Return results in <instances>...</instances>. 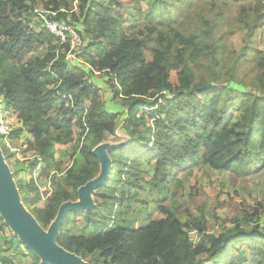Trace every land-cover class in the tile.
<instances>
[{"label": "trees", "instance_id": "trees-1", "mask_svg": "<svg viewBox=\"0 0 264 264\" xmlns=\"http://www.w3.org/2000/svg\"><path fill=\"white\" fill-rule=\"evenodd\" d=\"M144 1L146 12L138 11L148 23L147 31L134 37L114 19L119 0H0V96L20 124L12 137L18 139L27 132L34 138L30 148L37 160L31 176L43 162L40 176H49L54 187L44 207L33 209L34 217L48 230L61 206L78 200L79 189L101 170L94 150L119 124L118 116L107 111L99 89L87 80L92 72L68 64L67 47L59 50L58 40L36 21L34 11L40 4L46 10H64L58 19L73 24L68 19L71 15L82 22L89 39L82 57L98 72L112 75L114 98L122 95L125 118L121 129L128 140L124 148L107 151L112 163L109 179L95 192L94 206L82 219L76 211L67 213L58 245L86 262L96 255L107 264H264V229L259 225H237L232 234L221 231L207 236L208 245L194 246L187 231L190 225L169 207L158 205L163 217L154 220L150 216L140 228L113 213L127 193L143 189V180L161 194V187L174 173L197 162L241 178L264 166V52L255 60L251 84L231 79L223 86L220 68L226 45L222 37L215 38L217 27L202 17V28L195 23L194 28L178 30L176 19L184 6L175 2L181 0ZM187 1L193 8L219 0ZM223 1H246L236 14L243 34L247 30L251 37L262 26L264 0ZM75 2L81 20L72 13ZM246 43L245 37V55ZM34 50H45V55L24 62V55ZM204 63L206 71L196 72ZM172 71L177 75L176 87L170 82ZM233 106L235 111L230 113ZM144 110H150L151 123ZM55 146H72L73 150L71 167L62 171V163L54 166L60 177H50ZM146 166L154 172L150 181L143 178ZM19 171L15 169V174ZM31 183L37 191L35 201L28 200L33 207L42 200ZM77 224L81 227L74 231L72 226ZM5 228L0 227V264H16V257L21 264H43ZM195 228L199 234L205 232L203 223H195ZM241 244L249 248L250 262Z\"/></svg>", "mask_w": 264, "mask_h": 264}, {"label": "rangeland", "instance_id": "rangeland-1", "mask_svg": "<svg viewBox=\"0 0 264 264\" xmlns=\"http://www.w3.org/2000/svg\"><path fill=\"white\" fill-rule=\"evenodd\" d=\"M119 2L121 5L115 8L113 13L114 19H118L122 22V29L128 36L139 37V31H147L145 28L148 23L147 21L141 20L143 19L141 17L142 14H139L138 11L140 10L143 13L146 12V2L144 0L141 2L139 0H119ZM245 2L246 1L240 4H244ZM175 3L176 5L183 4L184 6L179 17L176 19L177 25L175 26L178 30L182 31V29L194 28L196 25L195 23L202 28V17H206L211 25L217 27L215 38L222 37L226 45L223 64L220 68L221 71L223 70L222 85L226 86L227 81L231 79H236L237 81L242 80L243 83L247 85L251 84L250 80L255 76L253 71L255 60L260 52H264V18L262 20V26L256 30L253 36L248 37L247 30H245V34L240 31L241 28H244L243 25L239 23L236 16L241 10L239 7L240 4L238 3L231 2L226 4L223 0H219L215 4L202 2L196 6H192L193 8L188 6L189 1L187 0H181ZM37 8L44 7L39 4L36 9ZM72 13H75L81 20L77 2L74 3ZM187 14H190V17H186ZM68 19L71 20L73 26H75L82 35L84 52L89 43V39L85 38L82 22L73 20L71 15ZM203 29H205V26H203ZM156 37L157 33H154V38L152 40L153 47L156 45ZM245 37L247 38L246 55L243 54L242 50ZM44 55L45 50H34L24 55V62L31 58H41ZM206 65V63L199 65L195 71L204 73L206 71ZM77 68L85 72H92L93 76L87 78V80H90L91 83L95 84L96 88L99 89L107 111L118 116L119 124L115 133L106 134V141L102 145L124 148L125 145H127L126 143H128L121 129V124L125 118V108H123V103L121 102L122 95H120L118 99L114 98L115 90L111 88L110 84L112 75H106L104 72H98L93 68L94 72L89 66H79ZM170 82L173 87L178 85L175 71L171 72ZM86 105L89 107V103H86ZM234 111L235 107L233 106L230 108V113ZM144 112L147 121L151 123L153 120H150L152 118L149 113L150 110H144ZM16 117L17 116L12 111L9 113V121L14 130L20 127ZM30 144H34V138L27 132L23 133L15 142L18 153L13 155L6 150L0 138V150L5 158V163L13 175L20 203L23 208L34 217L33 209L44 207L46 199L54 190V187L51 184L49 176H43L42 178L40 176L41 170H44L43 162L36 167L31 176V166L37 158L35 157L34 151L31 150ZM71 148L72 146H55L53 149L55 162L53 167L50 168V177L53 174H57V177L61 176V173L57 172L54 168L59 162L62 163V171L72 166L73 161L71 159V154L73 150ZM106 151H108V149ZM17 168H20L18 175L15 174V169ZM146 169L143 178L150 181L154 176V172L149 166H146ZM101 173L100 170L96 180L100 179ZM31 180L34 181V186L38 189V196L42 200L40 203H36V205L31 204L34 205L33 207L29 206L28 200L35 201L37 191L34 188L32 189ZM141 184L143 185V189L137 188L131 193H127L122 205L120 206L118 203L113 207V213H117L121 221L128 224L135 223L134 226L136 228L146 225L148 223L147 219L150 216H152L154 220L162 218L163 215L158 208V205H162L174 210L183 223L190 225L187 231L189 232L191 242L194 246H198L202 243L207 244V236H214L221 231L226 234H232L237 225L243 228H251L254 225H259L261 229H264V166H260V168L255 170L250 176L241 178L229 172H215L205 168L200 162H197L195 165H189L184 171L174 173L168 180V183L161 187L163 191L161 194L158 193L157 189L155 190L152 188L151 183L147 184V182L143 180ZM89 195L93 201L95 192H91ZM75 202L79 203L80 199ZM88 210L75 211L80 213L79 216L81 217L79 218L82 219ZM195 223H203L205 228L203 234H199L196 231ZM4 225L7 227L5 228L6 232H12L14 234L3 220L0 222V227ZM72 227L75 231L80 229L81 225L77 224V226L74 227L73 225ZM46 231L48 232V230ZM0 232L3 234V231L0 230ZM0 246H3V244L0 243ZM239 248L245 253L250 262L251 252L249 248L243 244H241ZM10 253L12 252L10 251L9 254ZM15 253L21 252L15 251ZM28 261L30 262L29 259ZM15 263L21 264L18 257L15 258ZM87 263L107 264L104 260H97L96 255L89 258Z\"/></svg>", "mask_w": 264, "mask_h": 264}, {"label": "water", "instance_id": "water-1", "mask_svg": "<svg viewBox=\"0 0 264 264\" xmlns=\"http://www.w3.org/2000/svg\"><path fill=\"white\" fill-rule=\"evenodd\" d=\"M114 147L102 145L94 150L93 154L101 164L100 179L96 180L95 178L79 189V203L67 202L61 206L58 216L49 227L48 232L20 203L13 175L0 150V216L14 232V235L30 251L42 259L43 264H88L79 256L58 245L59 231L68 212L88 210L94 206L89 194L96 192L110 176L112 163L106 150Z\"/></svg>", "mask_w": 264, "mask_h": 264}, {"label": "built area", "instance_id": "built-area-1", "mask_svg": "<svg viewBox=\"0 0 264 264\" xmlns=\"http://www.w3.org/2000/svg\"><path fill=\"white\" fill-rule=\"evenodd\" d=\"M62 12L64 10L54 11L37 8L34 14L36 21L41 23L42 27L58 40L59 50L67 47L66 61L68 64L76 68L79 66L91 67L82 57L84 49L82 35L73 24L58 19ZM91 70L94 71L93 68ZM9 113L5 99L0 96V138L6 150L14 155L18 153L15 146L17 139L12 137L14 129L9 121Z\"/></svg>", "mask_w": 264, "mask_h": 264}]
</instances>
